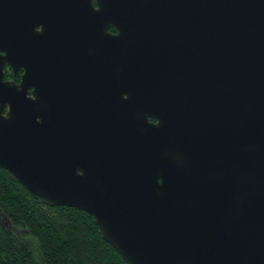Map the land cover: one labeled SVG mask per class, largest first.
Returning a JSON list of instances; mask_svg holds the SVG:
<instances>
[{
  "label": "water",
  "instance_id": "1",
  "mask_svg": "<svg viewBox=\"0 0 264 264\" xmlns=\"http://www.w3.org/2000/svg\"><path fill=\"white\" fill-rule=\"evenodd\" d=\"M0 168L128 264H264V0H0Z\"/></svg>",
  "mask_w": 264,
  "mask_h": 264
},
{
  "label": "trees",
  "instance_id": "2",
  "mask_svg": "<svg viewBox=\"0 0 264 264\" xmlns=\"http://www.w3.org/2000/svg\"><path fill=\"white\" fill-rule=\"evenodd\" d=\"M4 77L19 81L7 66ZM0 214V264H128L90 215L36 200L2 168Z\"/></svg>",
  "mask_w": 264,
  "mask_h": 264
},
{
  "label": "flooded vegetation",
  "instance_id": "3",
  "mask_svg": "<svg viewBox=\"0 0 264 264\" xmlns=\"http://www.w3.org/2000/svg\"><path fill=\"white\" fill-rule=\"evenodd\" d=\"M111 33H115L116 32V30L113 28V27H110L109 29H108ZM8 67V66H7ZM10 68V67H9ZM148 120L149 121H155V119L154 118H152V117H148Z\"/></svg>",
  "mask_w": 264,
  "mask_h": 264
},
{
  "label": "rangeland",
  "instance_id": "4",
  "mask_svg": "<svg viewBox=\"0 0 264 264\" xmlns=\"http://www.w3.org/2000/svg\"><path fill=\"white\" fill-rule=\"evenodd\" d=\"M0 218H1V219H4V218H3V215L0 214ZM7 224H8V226H9V223H7Z\"/></svg>",
  "mask_w": 264,
  "mask_h": 264
},
{
  "label": "clouds",
  "instance_id": "5",
  "mask_svg": "<svg viewBox=\"0 0 264 264\" xmlns=\"http://www.w3.org/2000/svg\"><path fill=\"white\" fill-rule=\"evenodd\" d=\"M126 98V97H125Z\"/></svg>",
  "mask_w": 264,
  "mask_h": 264
}]
</instances>
